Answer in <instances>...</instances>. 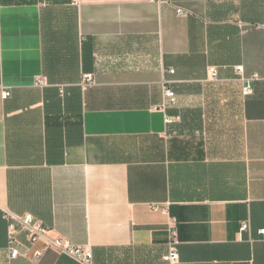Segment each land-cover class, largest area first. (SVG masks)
Here are the masks:
<instances>
[{"label":"crops","instance_id":"obj_1","mask_svg":"<svg viewBox=\"0 0 264 264\" xmlns=\"http://www.w3.org/2000/svg\"><path fill=\"white\" fill-rule=\"evenodd\" d=\"M163 1L0 0V264H79L9 259L3 210L92 264H157L169 220L179 264H264V0Z\"/></svg>","mask_w":264,"mask_h":264},{"label":"built area","instance_id":"obj_2","mask_svg":"<svg viewBox=\"0 0 264 264\" xmlns=\"http://www.w3.org/2000/svg\"><path fill=\"white\" fill-rule=\"evenodd\" d=\"M150 2L162 4L163 0H150ZM176 13L180 17H186L187 14L181 10H176ZM237 72H242L241 67L235 68ZM172 71L169 70V73ZM208 73L211 77L216 75L215 68H208ZM35 86L45 87L46 82L42 78H38L34 82ZM94 84V75L92 73H85L81 76L80 86L87 87ZM59 93L62 94V89L60 88ZM244 96L251 94L250 86H245L243 88ZM164 103L163 108L166 104H172L174 102L173 92L167 88L164 84L163 86ZM9 97L7 91L1 92V99L5 100ZM166 123H170V119H165ZM153 211H157L158 208L151 207ZM162 212H165L163 210ZM2 219L6 223V246L5 252L9 259H15L21 257L23 259L32 260L34 262H39L43 254L47 251H55L59 254H64L79 264H92V253L89 248L72 247L67 242L59 239L52 238L49 236V230L44 227L40 222H37L32 215L23 214L17 215L7 210L2 211ZM249 222H241L239 226V232L244 233L249 231ZM23 233L28 243V247L20 249V244L17 239V235ZM259 234H263V230L259 231ZM41 242L42 247L34 251H30L31 246L36 243ZM178 237L176 225L173 220H169L166 226V252L161 257L157 264H179V254H178Z\"/></svg>","mask_w":264,"mask_h":264}]
</instances>
